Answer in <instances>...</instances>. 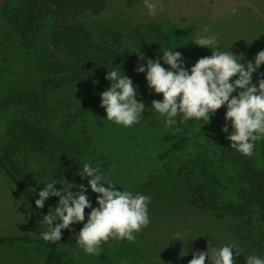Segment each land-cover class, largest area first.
<instances>
[{"label":"trees","instance_id":"obj_1","mask_svg":"<svg viewBox=\"0 0 264 264\" xmlns=\"http://www.w3.org/2000/svg\"><path fill=\"white\" fill-rule=\"evenodd\" d=\"M111 1H4L3 6L8 7L2 10V15L8 32L0 38V80L4 77L10 80L5 90L0 87V113L13 109L18 113L7 125V142L1 145L0 173L4 171L17 191L26 198L30 213L38 216V223L33 235L0 234V245L12 248L16 242L37 244L44 249L42 264H72L66 253L60 251V246L78 235L82 223L63 229L61 241L53 243L41 238L40 233L47 231L42 217L49 207L55 206L36 207L38 192L45 186L40 180L55 178L59 182L55 187L59 189L62 184L87 182L77 175L79 165L82 169L84 162L99 167L104 175L112 166L111 161L94 148L93 135L86 125L92 113H106L100 106V93L110 86V81L105 79L107 68L109 71L117 69L121 74L125 72L137 85V98L151 102L161 99L162 94L151 92L145 73L136 71L140 64H146L139 55L157 59L163 50L177 47L175 51L182 53L188 68L198 58L211 55L212 50L196 45L192 39L176 38L156 21L137 24L126 35L107 26L104 34L108 41H98L82 19L87 14L98 15L106 11ZM21 49L32 57L34 65L14 64V54ZM161 64L169 67L163 61ZM263 71L264 64L253 73V83H258L257 75ZM62 89H67L69 94L52 98ZM225 111L223 106L218 109L193 138L185 135V127L194 126L197 121L180 123L177 117L173 134L176 141L156 157L155 183L144 185L143 180L134 186L118 188L136 194L143 187L147 196L151 199L156 197L161 206L150 207V222L135 234V240H123L121 246H125L131 262L154 264L158 256H150L143 249V243H148L152 236L157 238L167 222L180 226V216L186 210L193 212L189 228L191 246L195 249H209L211 252L216 246L215 238L224 242L232 237L241 252L234 250L243 262L249 254L264 257V168L260 169L255 164L258 158L264 163V138L255 142L251 156L231 148L227 133L221 130L225 124ZM97 121L99 127L105 126L100 119ZM203 137L210 140L211 149L221 162L229 161L240 168L234 178L238 189L233 198L223 195L224 184L214 170L206 167L207 158L188 159L178 168L164 167L166 161L194 154L199 150L198 143ZM35 165L44 168L47 175L37 170ZM178 209L182 211L176 213ZM204 214L216 222L202 226ZM217 222L224 223L223 229ZM115 241L117 245L122 243L121 240Z\"/></svg>","mask_w":264,"mask_h":264},{"label":"rangeland","instance_id":"obj_2","mask_svg":"<svg viewBox=\"0 0 264 264\" xmlns=\"http://www.w3.org/2000/svg\"><path fill=\"white\" fill-rule=\"evenodd\" d=\"M4 1L0 0V38L8 32V26L2 15V10L8 7L3 6ZM157 7V14L149 16L143 0H112L106 11L98 15L87 14L82 20L93 30L96 39L100 42L108 41V37L104 34L107 26L126 35L130 28L137 24L156 21L162 23L173 36L182 40H193L199 35H216L219 50L231 51L240 59L242 58L245 63L253 60L259 51L264 50V0H159ZM205 28L207 32L204 31ZM13 62L19 65H34L32 57L27 56L22 49L14 54ZM262 78H264V71L259 73L256 79L259 82ZM8 80H10L8 77L0 80V87L3 90L6 89ZM68 94L67 89H62L53 94L52 98L57 99ZM144 103L146 105L144 114L139 122L131 127L117 125L107 120L106 113L102 111L92 113L87 120L86 125L93 135L94 148L112 163L105 177L118 184L117 189L123 186H134L143 180L144 185L155 183L156 157L176 141L173 135L176 125L165 127L163 117L147 111L151 102ZM16 113L18 110L14 109L8 113H0V153L1 145L7 142V125ZM98 119L105 123L104 127L97 125ZM203 126L204 124L201 126L200 121H197L194 126H186L185 135L193 138ZM198 145L200 148L194 154L166 161L164 167L178 168L188 159L207 158L206 167L214 170L224 184L223 195L226 198H233L238 189L234 178L240 172V168L229 161L221 162L211 149V142L207 137L201 138ZM255 164L260 169L264 168V163L259 158ZM36 169L47 175L44 168L36 166ZM151 172L152 176L149 177ZM81 183L87 186V182H74L73 184ZM143 190L142 187L139 193L147 196L146 190ZM151 190L152 186L149 194ZM72 191H78V188L74 187ZM87 194L93 206H96L97 194L93 193L90 188ZM58 199L54 196L49 197L44 205L56 206ZM150 207H161L159 200L154 196L148 205V210ZM28 208L26 198L17 191L9 177L2 171L0 173V234L29 233L33 235L36 233L38 216L30 213ZM89 211L90 209H85V216ZM180 211L182 209H178L176 213ZM174 215L177 216L175 213ZM192 215L191 210H186L185 214L180 216V226L175 227L167 222L157 238L151 235L152 239L148 240V243H143V249L150 256H158L154 264H188L192 259V253L199 251L191 246L192 235L189 227ZM203 217L202 226H207L208 222L212 224L216 222L208 214H204ZM222 225L224 223H219L221 229H223ZM121 242L117 245L116 241L110 238L101 244L99 254L87 255L77 245L74 236L60 246V251L66 253L67 257L72 260V264H139L137 261L131 262L125 246H121L123 240ZM213 242L218 247L225 244L236 245L232 237L224 242L215 238ZM43 255L44 249L37 244L16 242L12 248L0 245V264H42L40 260ZM233 256L234 264H246L234 249Z\"/></svg>","mask_w":264,"mask_h":264},{"label":"clouds","instance_id":"obj_3","mask_svg":"<svg viewBox=\"0 0 264 264\" xmlns=\"http://www.w3.org/2000/svg\"><path fill=\"white\" fill-rule=\"evenodd\" d=\"M143 3L149 16L157 14L159 0H143ZM192 41L212 51L211 55L198 58L190 68L185 67L182 53L175 51L177 47L163 50L157 59L136 52L146 60V64H140L136 71L145 73L151 92L162 94L161 99L151 101L147 111L163 117L165 127L176 125L177 117L180 123L194 119L202 126L223 106L226 109L225 124L221 130L227 133L229 146L251 156L255 142L264 137V78L258 84L253 83V73L264 64V50L245 64L231 51L219 50L216 35H199ZM161 61L169 67H164ZM105 79L110 81V86L100 93V106L105 109L107 120L124 127L138 123L146 105L137 98V85L125 72L121 74L117 69L109 71L107 68ZM77 175L87 180V186L61 183L63 186L58 189L55 185L59 182L55 178L40 180L45 186L35 200L37 208H43L49 197L59 198L55 208L49 207L42 217L47 231L40 233L41 238L53 243L61 241L63 229L82 223L75 239L87 255L99 254L101 244L110 238L135 240V234L150 222L148 205L151 198L117 189L118 184L108 180L99 167L88 162L83 163L82 169L79 165ZM74 187L78 191H72ZM89 188L97 194L96 206L88 197ZM86 208L90 209L87 219ZM233 249L240 251L234 244L215 246L211 252L209 249L194 251L188 264H205L206 259L208 264H234ZM246 264H264V257L249 254Z\"/></svg>","mask_w":264,"mask_h":264}]
</instances>
